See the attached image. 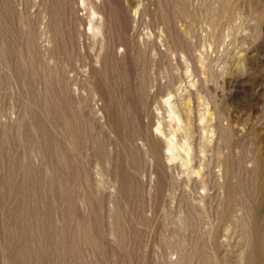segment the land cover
Here are the masks:
<instances>
[{
    "label": "rangeland",
    "instance_id": "rangeland-1",
    "mask_svg": "<svg viewBox=\"0 0 264 264\" xmlns=\"http://www.w3.org/2000/svg\"><path fill=\"white\" fill-rule=\"evenodd\" d=\"M189 92L230 127L229 230L218 156L187 182L155 130ZM261 176L264 0H0V264H264Z\"/></svg>",
    "mask_w": 264,
    "mask_h": 264
},
{
    "label": "bare ground",
    "instance_id": "bare-ground-1",
    "mask_svg": "<svg viewBox=\"0 0 264 264\" xmlns=\"http://www.w3.org/2000/svg\"><path fill=\"white\" fill-rule=\"evenodd\" d=\"M94 28H97V27H94ZM98 29H99V27H98ZM194 86H195L194 83H192L191 87H194ZM203 92H204L203 89L197 88L194 95H196L195 97H196V100L198 103L197 105L203 106L205 108L204 112L208 114L211 112H209V107L207 104L208 102L206 103L203 99L205 97V96H203ZM192 96H193V93H190V92L187 95L186 94L180 95L179 96L181 98L180 103H178L177 101H173L171 96L166 97L163 100L164 109H162V110L167 114L166 117L168 118V123L166 121H164L166 119V118H164L166 114L163 112L160 113V111L157 110L159 113L157 115H155V116H157V120H158L155 130L159 134L163 135L165 138V142H166V146H167L166 149L168 150V153L164 154V155L167 156V159L172 163H175V161H180V167L186 168V171H184V172H186V177H187L186 179L188 180L187 182H190L192 180V177H194V176H192L193 174L196 175V177L200 176V174H201L200 167H202V166L199 165V167L197 168L195 165L194 166L192 165V162L197 159L196 158L198 156L197 154L201 153L200 155H202L203 158H205L209 152H212L213 154L218 156L219 162L224 166V169H222L223 170V172H222L223 176L221 175L222 178L224 179L222 185L227 187L226 191H228V194H229L223 210L219 212L218 220H220L223 223V225L225 227L224 229L229 230V227L231 226L232 222L235 219H237L238 212L241 211V208L238 207L237 204L235 203L234 198L231 197V192L233 190V186L231 185V183H232V178H233L232 175H233V165H234L233 164L234 142H232V138H231L232 135L230 136V131H229L230 127H229V124H225V125L221 126L223 129H226L229 132V134L227 133L228 135L225 136L224 131H226V130H224L222 133L223 136L222 137L220 136L219 138L217 137L218 141L219 140L222 141L221 144H219L218 141H214L213 136L215 135L216 124L212 125L211 119H207L206 117H202V118H200L199 123L197 125H195L196 123H195V119L193 118L194 116H193V110H192L193 106H191V103H192L191 97ZM151 119L149 118V120H151ZM217 121H218L217 125L218 126L221 125V124H219L221 122L219 120H217ZM168 125L171 126L172 129L170 130V128H169L166 131V129H167L166 127ZM148 132H149V130H148ZM219 133L221 134V132H219ZM147 135H148V133H147ZM153 135H155V133L150 134V136H149L151 140L154 137H156ZM146 137H148V136H146ZM155 147L156 146L154 144L152 146H150V148H149L150 151L148 152L150 154L149 156L160 157L159 152L154 151ZM224 150H226V151H224ZM158 159L159 158H157V160ZM256 161H257V164L261 167L262 166L261 159L257 157ZM196 165H198V163ZM175 168H178V167H175ZM202 169H203V167H202ZM260 178L261 179H260L259 189L262 190V189H264V176L263 177L261 176ZM197 179H200V177ZM187 182H185V183H187ZM199 182H200V180H199ZM199 182H197V180H193V186L195 187V189H196V187L200 186ZM205 182H207V181H205ZM188 185L189 184H187V186ZM206 185H207V183H205V186ZM205 186L203 189L208 190V188H205ZM192 189H194V188L192 187ZM200 201H202V199H200ZM260 204L263 205L264 200H262V202H261V200L259 202H257L256 207H255V205L253 206L254 211H258ZM202 205H203V203H202Z\"/></svg>",
    "mask_w": 264,
    "mask_h": 264
}]
</instances>
